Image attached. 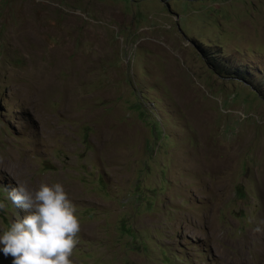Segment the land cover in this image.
<instances>
[{
	"label": "rangeland",
	"instance_id": "obj_1",
	"mask_svg": "<svg viewBox=\"0 0 264 264\" xmlns=\"http://www.w3.org/2000/svg\"><path fill=\"white\" fill-rule=\"evenodd\" d=\"M261 170L264 0H0V229L59 182L73 264H264Z\"/></svg>",
	"mask_w": 264,
	"mask_h": 264
},
{
	"label": "clouds",
	"instance_id": "obj_2",
	"mask_svg": "<svg viewBox=\"0 0 264 264\" xmlns=\"http://www.w3.org/2000/svg\"><path fill=\"white\" fill-rule=\"evenodd\" d=\"M7 200L27 214L0 229V254L12 257L11 264H73L80 224L61 183L41 182L31 189L17 183Z\"/></svg>",
	"mask_w": 264,
	"mask_h": 264
},
{
	"label": "bare ground",
	"instance_id": "obj_3",
	"mask_svg": "<svg viewBox=\"0 0 264 264\" xmlns=\"http://www.w3.org/2000/svg\"><path fill=\"white\" fill-rule=\"evenodd\" d=\"M162 36H163L162 34H158L156 37H154V38H156V41L151 39L152 35H151V38H149L150 37L149 36L148 39H150L149 40L150 44L158 45L159 43H161L162 46H163L162 52L164 50V51L168 52L170 55H172L171 52H174V51H172V49L175 47V44L170 42L167 39V37H164V36L162 37ZM84 37L87 38V39L90 37L89 40H92L93 44L97 48H109L108 45H107V40L102 35H99V34L96 35L95 34L94 36L91 37L88 34H84ZM84 37H82V38H84ZM112 45H110V47ZM159 50H160V48H159ZM176 53H178V52H176ZM170 55L166 56L164 54V56H166V58L171 62V60H170L171 56ZM172 56H176V55H172ZM182 57H184V56H182ZM166 69L167 70L165 72L168 74L169 80L171 82L176 83L177 85L179 84V86L181 87L182 84L184 83V79L181 78L182 73L179 72L178 69L175 68L174 65H170ZM191 97H193V96L191 95ZM198 121L203 125V127H202L203 129H209V125H210V117L209 116H203L202 115L201 119L198 118ZM200 132H204V131H200ZM205 158L207 159V161H205ZM233 159H234V153L233 152L218 153V152L213 151V152H210V153H206V154H204L202 156V160L208 164L210 172L214 173V174L226 170L229 166H231L230 164H231ZM261 172H262L261 174H263L264 170H261Z\"/></svg>",
	"mask_w": 264,
	"mask_h": 264
}]
</instances>
